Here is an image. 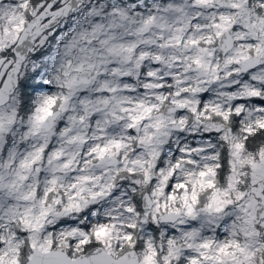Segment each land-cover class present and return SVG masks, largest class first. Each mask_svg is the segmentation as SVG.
Returning a JSON list of instances; mask_svg holds the SVG:
<instances>
[{
    "label": "snow or ice",
    "instance_id": "1",
    "mask_svg": "<svg viewBox=\"0 0 264 264\" xmlns=\"http://www.w3.org/2000/svg\"><path fill=\"white\" fill-rule=\"evenodd\" d=\"M0 264H264V0H0Z\"/></svg>",
    "mask_w": 264,
    "mask_h": 264
}]
</instances>
